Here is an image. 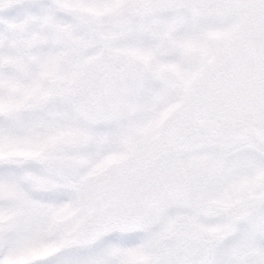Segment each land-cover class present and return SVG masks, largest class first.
I'll return each instance as SVG.
<instances>
[{"label":"snow or ice","instance_id":"6c2138e0","mask_svg":"<svg viewBox=\"0 0 264 264\" xmlns=\"http://www.w3.org/2000/svg\"><path fill=\"white\" fill-rule=\"evenodd\" d=\"M0 264H264V0H0Z\"/></svg>","mask_w":264,"mask_h":264}]
</instances>
